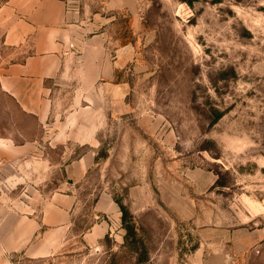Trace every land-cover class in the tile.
<instances>
[{
    "label": "rangeland",
    "instance_id": "374dc122",
    "mask_svg": "<svg viewBox=\"0 0 264 264\" xmlns=\"http://www.w3.org/2000/svg\"><path fill=\"white\" fill-rule=\"evenodd\" d=\"M15 3L0 0V264H264V0ZM56 39V76L4 90Z\"/></svg>",
    "mask_w": 264,
    "mask_h": 264
},
{
    "label": "crops",
    "instance_id": "0c3cea01",
    "mask_svg": "<svg viewBox=\"0 0 264 264\" xmlns=\"http://www.w3.org/2000/svg\"><path fill=\"white\" fill-rule=\"evenodd\" d=\"M22 0H16V3L12 5L13 10H17L20 7ZM37 2H34L31 4V8L27 7L26 12L24 13H32L33 16V23L34 24H46L47 21L43 20L46 18L45 13V4H39L38 6ZM9 9V7H6L5 9ZM5 9H3L1 12H3ZM75 17V14H69V17ZM8 32V31H7ZM6 32V33H7ZM59 34V33H58ZM60 35L62 37L68 38L70 37L71 33H66L65 31H61ZM10 33H7V37L9 38ZM64 39H60V43H56L58 39L55 41L50 42L49 47L44 45L42 42L38 43L36 45V49L38 53H42L41 57H35L30 56L26 59V61L23 64H18L11 66L10 69L7 71V76L2 80V86L4 90H6L8 93L15 95H21V94H27L30 92V90H27L25 87L29 85H38L43 87L44 82L48 78H53L57 75L59 72V69L62 65V58L63 56L59 57L58 55H55L56 52L59 49H65L66 44ZM63 40V41H62ZM53 54V55H48ZM58 59V60H57ZM111 71V70H110ZM114 70L108 73L109 76H113ZM100 77V76H99ZM25 110H28L34 114H38V112L35 110H29V108L24 107ZM38 110H40V107H38ZM91 161L84 160L83 163L78 162L76 165H72V168L69 170V173L73 177H80L84 175L88 168L90 167ZM104 235V234H103Z\"/></svg>",
    "mask_w": 264,
    "mask_h": 264
},
{
    "label": "trees",
    "instance_id": "16d2710c",
    "mask_svg": "<svg viewBox=\"0 0 264 264\" xmlns=\"http://www.w3.org/2000/svg\"><path fill=\"white\" fill-rule=\"evenodd\" d=\"M184 1H186V0H184ZM190 3V2H189ZM120 205V204H119ZM120 207L123 209V207H122V205H120ZM125 214L123 213V220H125Z\"/></svg>",
    "mask_w": 264,
    "mask_h": 264
}]
</instances>
